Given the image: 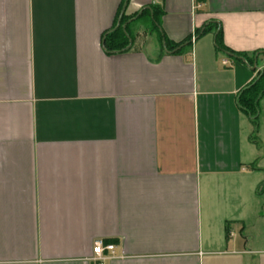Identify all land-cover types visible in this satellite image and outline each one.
Returning a JSON list of instances; mask_svg holds the SVG:
<instances>
[{
  "label": "crops",
  "instance_id": "0c3cea01",
  "mask_svg": "<svg viewBox=\"0 0 264 264\" xmlns=\"http://www.w3.org/2000/svg\"><path fill=\"white\" fill-rule=\"evenodd\" d=\"M263 68L264 0H0V264H264Z\"/></svg>",
  "mask_w": 264,
  "mask_h": 264
},
{
  "label": "trees",
  "instance_id": "16d2710c",
  "mask_svg": "<svg viewBox=\"0 0 264 264\" xmlns=\"http://www.w3.org/2000/svg\"><path fill=\"white\" fill-rule=\"evenodd\" d=\"M127 0H125L126 2ZM147 9H144L140 14L137 13L131 19L135 21L139 19L141 16L145 15ZM152 10V8H151ZM153 23L156 25V20L151 18ZM128 19H125V16L122 14L120 19L117 20L113 28L109 30L105 36V47L109 50H123L126 49L132 39V35L129 33V26L126 24ZM126 26L124 27V25ZM206 26L205 29H207ZM216 41L217 46L220 49L225 50L226 52L232 53V55L244 60L247 64L252 65L255 58L248 56L244 53L239 52H232L228 48H226L221 42V30H218L216 33ZM182 45L181 43L173 44L170 46L171 48L175 49L178 46ZM169 46V45H168ZM257 68V67H256ZM264 96V68L263 70L259 71L257 76L254 80L243 88L239 95H238V104L243 112H245L249 118L252 120L255 128L258 127V117H259V110H260V100Z\"/></svg>",
  "mask_w": 264,
  "mask_h": 264
},
{
  "label": "built area",
  "instance_id": "2783aa9c",
  "mask_svg": "<svg viewBox=\"0 0 264 264\" xmlns=\"http://www.w3.org/2000/svg\"><path fill=\"white\" fill-rule=\"evenodd\" d=\"M115 257V245L106 243L103 239H96L93 245V253L90 257L92 264H106V262Z\"/></svg>",
  "mask_w": 264,
  "mask_h": 264
},
{
  "label": "rangeland",
  "instance_id": "374dc122",
  "mask_svg": "<svg viewBox=\"0 0 264 264\" xmlns=\"http://www.w3.org/2000/svg\"><path fill=\"white\" fill-rule=\"evenodd\" d=\"M262 104H263V108H264V99H263V103Z\"/></svg>",
  "mask_w": 264,
  "mask_h": 264
}]
</instances>
